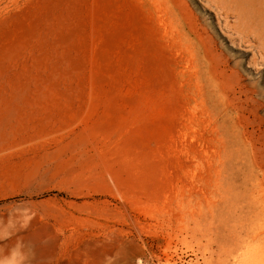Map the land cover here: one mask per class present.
Returning a JSON list of instances; mask_svg holds the SVG:
<instances>
[{
	"label": "rangeland",
	"instance_id": "obj_1",
	"mask_svg": "<svg viewBox=\"0 0 264 264\" xmlns=\"http://www.w3.org/2000/svg\"><path fill=\"white\" fill-rule=\"evenodd\" d=\"M259 24L264 0H0V211L36 213L32 264H264Z\"/></svg>",
	"mask_w": 264,
	"mask_h": 264
},
{
	"label": "clouds",
	"instance_id": "obj_2",
	"mask_svg": "<svg viewBox=\"0 0 264 264\" xmlns=\"http://www.w3.org/2000/svg\"><path fill=\"white\" fill-rule=\"evenodd\" d=\"M36 217V213L24 202L0 211V264H32L34 246L18 233L26 231ZM8 241L14 242L10 245L3 243ZM117 258L106 256L104 264H115Z\"/></svg>",
	"mask_w": 264,
	"mask_h": 264
},
{
	"label": "bare ground",
	"instance_id": "obj_3",
	"mask_svg": "<svg viewBox=\"0 0 264 264\" xmlns=\"http://www.w3.org/2000/svg\"><path fill=\"white\" fill-rule=\"evenodd\" d=\"M246 12H248V9H246ZM37 27V26H36ZM258 27V28H257ZM257 27H255V29L253 30H250L249 33H246L245 35L243 36H246V37H250L254 42H255V48H256V51L257 53L259 54L260 57L264 58V25H261L259 24V26L257 25ZM25 38V37H23ZM68 42V41H67ZM65 61V60H64ZM60 66V65H59ZM78 64L76 62H74L73 64V68L74 67H77ZM1 67V66H0ZM57 67V66H56ZM81 70V69H80ZM98 71V70H97ZM99 73V72H98ZM92 78V77H91ZM91 86V85H90ZM93 89V88H92ZM130 140V139H129ZM128 140V141H129ZM133 140V139H132ZM131 140V141H132ZM131 144V143H130ZM133 147V146H132ZM138 149V148H137ZM141 149V148H139ZM139 151V150H138ZM148 151V149H147ZM159 152V151H158ZM157 152V153H158ZM150 153H153V152H150ZM155 155V153H154ZM104 158V157H103ZM123 163V162H122ZM162 163V162H161ZM157 164V163H156ZM158 165V164H157ZM156 165V166H157ZM158 167V166H157ZM156 167V168H157Z\"/></svg>",
	"mask_w": 264,
	"mask_h": 264
}]
</instances>
